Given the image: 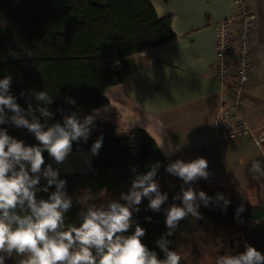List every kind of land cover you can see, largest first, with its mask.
<instances>
[{
    "label": "trees",
    "instance_id": "obj_1",
    "mask_svg": "<svg viewBox=\"0 0 264 264\" xmlns=\"http://www.w3.org/2000/svg\"><path fill=\"white\" fill-rule=\"evenodd\" d=\"M173 37L170 17H159L150 0H0V79L12 77L10 93L26 111L29 100L34 108L37 103L30 94L32 91L45 90L52 96L53 103L41 106L49 108L54 115L45 120L36 112L46 129L57 122L63 123L64 115L75 112L83 119L92 110L106 105L105 90L121 82L133 56ZM10 50L17 54L16 58L9 54ZM22 92L27 95L22 96ZM68 98L74 99L75 104H70ZM5 111L11 116V112ZM5 124L17 133L8 131L3 124L0 128L25 145L39 143L27 129L17 128L10 122ZM101 136L99 154L92 155L91 146ZM157 145L141 127L118 135L115 125L95 121L87 142L74 141L72 147L73 152L89 153V169L59 171V178L66 180V192L72 198V207L65 214V226L81 223L80 213L87 209L77 202L79 197L90 192L93 199L88 203L97 207L106 206L111 200L125 203L120 196L130 190L134 176L146 173L159 162L155 179L160 191L167 193L168 200L159 212H154L148 208V199L143 198L139 212L133 211L132 226L124 235H131L139 224L146 230L142 242L159 259H165L156 241L167 232L166 210L173 205L182 206V201L173 197L182 194L183 186V190H202L211 197L223 193L230 200L227 209L221 211L222 202L220 206L214 202L208 207L201 204L198 211L202 219L216 229L244 227L249 235L248 245L264 254V224L260 222L264 219V207L241 201L230 195L224 186L203 179L185 184L165 171L169 163L184 160L182 155L167 157ZM43 156L42 167H47L50 163L46 150ZM46 184L41 176L40 185ZM53 191L54 185L48 192L37 191L36 197L47 199ZM240 206L244 211L237 214ZM148 217L151 219H146ZM193 220L189 215L167 236L170 250L176 251L177 240L189 232ZM244 251L235 250L230 255ZM24 259L13 254L5 257V264H23ZM180 264L189 263L182 257Z\"/></svg>",
    "mask_w": 264,
    "mask_h": 264
},
{
    "label": "clouds",
    "instance_id": "obj_2",
    "mask_svg": "<svg viewBox=\"0 0 264 264\" xmlns=\"http://www.w3.org/2000/svg\"><path fill=\"white\" fill-rule=\"evenodd\" d=\"M9 54L13 58L17 56L11 50ZM11 83V76L0 79V124L10 122L17 128H25L39 143L25 145L0 128V264H5V257L10 258L13 254L24 257L23 264H180L182 257L169 249L167 236H171L180 221L189 215L194 219L202 218L198 211L201 204L208 207L214 202L220 206L222 202L221 211L230 204L223 193L211 197L202 190H183L182 186V194L173 197L181 200L182 206L173 205L166 210L167 232L156 241L165 253V259H159L142 242L146 230L139 224L131 235H124L132 226L133 211L139 212L143 198L148 199V208L154 212H159L168 200L167 193L160 191L155 179L160 167L156 162L146 173L136 174L130 190L121 193L120 199L125 203L111 200L106 206L97 207L88 203L93 199L90 192L79 197L77 202L87 210L81 211L79 226L66 227L65 214L72 207V198L66 192V180L59 178V170L51 164L42 167L45 163L43 152L46 150L58 165L63 164L72 152L74 141L87 142L99 110L83 119L75 112L64 115L63 123L57 122L45 129L36 112L45 120L51 118L54 114L41 105L53 103L52 96L45 90L32 91L30 94L37 103L34 108L29 100L26 111L10 93ZM21 95L27 94L22 92ZM68 102L75 104L72 98H68ZM6 109L11 116L7 115ZM102 142L101 136L93 143L92 155L99 154ZM157 146L163 149V142ZM169 149L172 153L179 150L171 145ZM87 163L90 166L91 160ZM132 170L136 172L135 168ZM165 171L185 184L209 178L208 161L203 157L187 162L177 159L169 163ZM253 171L264 175V169L258 163L253 165ZM41 176L46 179V185H40ZM53 185L55 191L47 199H37V191L48 192ZM243 211L240 206L237 214ZM216 264H264V254L248 245L237 255L219 256Z\"/></svg>",
    "mask_w": 264,
    "mask_h": 264
},
{
    "label": "crops",
    "instance_id": "obj_3",
    "mask_svg": "<svg viewBox=\"0 0 264 264\" xmlns=\"http://www.w3.org/2000/svg\"><path fill=\"white\" fill-rule=\"evenodd\" d=\"M150 1L159 17H170L174 37L135 54L121 82L105 90L107 104L90 113L99 110L96 121L115 125L118 135L143 128L158 145L163 142L159 149L167 157L181 154L185 162L205 158L209 178L203 180L224 186L241 201L260 200L251 204L264 207V175L253 171L256 163L264 169V151L252 134L264 127V0H250L256 17L251 75L234 118L247 130L232 138L223 137L213 124L226 90L213 70L214 25L235 13L233 0ZM169 145L179 150L172 153ZM81 153L89 159L88 152Z\"/></svg>",
    "mask_w": 264,
    "mask_h": 264
},
{
    "label": "built area",
    "instance_id": "obj_4",
    "mask_svg": "<svg viewBox=\"0 0 264 264\" xmlns=\"http://www.w3.org/2000/svg\"><path fill=\"white\" fill-rule=\"evenodd\" d=\"M233 4L235 13L214 25L213 77L226 90L213 124L221 129L223 137L227 138L247 130V126L241 119L234 118L243 103L241 91L250 81L249 61L256 19L250 0H233ZM252 134L264 151V127L254 130Z\"/></svg>",
    "mask_w": 264,
    "mask_h": 264
},
{
    "label": "rangeland",
    "instance_id": "obj_5",
    "mask_svg": "<svg viewBox=\"0 0 264 264\" xmlns=\"http://www.w3.org/2000/svg\"><path fill=\"white\" fill-rule=\"evenodd\" d=\"M10 132H15L7 124H3ZM19 134V133H18ZM27 137H25V141ZM81 152H71L63 164H57L49 155V163L54 169L64 171H82L89 169V164L85 158L80 157ZM71 169V170H67ZM246 199V198H245ZM251 203H260L254 198H247ZM249 244V235L244 227L230 230L216 229L212 227L206 219H194L189 232L181 236L176 244L175 250L189 264H216L219 256L228 255L235 250H246Z\"/></svg>",
    "mask_w": 264,
    "mask_h": 264
}]
</instances>
